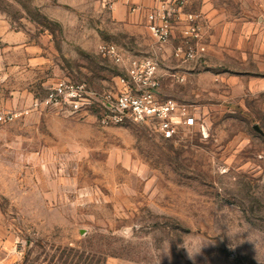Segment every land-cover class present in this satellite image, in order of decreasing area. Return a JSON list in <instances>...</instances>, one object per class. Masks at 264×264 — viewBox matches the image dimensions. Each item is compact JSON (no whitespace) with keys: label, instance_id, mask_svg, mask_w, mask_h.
<instances>
[{"label":"rangeland","instance_id":"rangeland-1","mask_svg":"<svg viewBox=\"0 0 264 264\" xmlns=\"http://www.w3.org/2000/svg\"><path fill=\"white\" fill-rule=\"evenodd\" d=\"M118 2L0 0L46 58L32 98L59 78L113 90L124 70L100 53L113 43L156 56L162 98L197 125L166 140L48 107L0 125V264H264V29L199 67L175 56L182 34L162 47L145 19L115 17ZM245 2L264 15V0ZM4 95L11 108L32 99Z\"/></svg>","mask_w":264,"mask_h":264},{"label":"built area","instance_id":"built-area-1","mask_svg":"<svg viewBox=\"0 0 264 264\" xmlns=\"http://www.w3.org/2000/svg\"><path fill=\"white\" fill-rule=\"evenodd\" d=\"M188 0H158L146 11L152 37L160 45L167 44L173 28ZM132 10H142L133 6ZM198 15L187 14V26L182 31L183 44L175 50L182 62H191L203 56L206 46L201 42L197 24ZM100 53L124 70L113 90L98 91L85 81L59 78L48 84L41 98H32L27 106L11 108L0 91V125L22 119L43 107L62 114H88L96 109L95 117L101 125L121 124L127 121L152 126L166 140L179 136L183 128L197 125L190 106L161 96V70L156 56L143 58L125 54L116 44L107 43ZM184 77H181V80Z\"/></svg>","mask_w":264,"mask_h":264},{"label":"crops","instance_id":"crops-1","mask_svg":"<svg viewBox=\"0 0 264 264\" xmlns=\"http://www.w3.org/2000/svg\"><path fill=\"white\" fill-rule=\"evenodd\" d=\"M245 3V0H191L175 23L171 40L163 47L177 44L184 29H181L180 24L187 22V14H196L201 42L206 46V52L201 59L191 62H197L199 67L210 64L213 61L212 54L217 51L228 52L235 43H241L242 38L250 36L254 28L264 29V15L252 18L243 8ZM156 4L157 0H119L114 7L115 17L118 20L148 21L146 11ZM235 5L239 6L240 15L237 18L233 9H229ZM133 6L142 7V11L132 10ZM45 61L41 47L30 40L25 31L17 29L6 19H0V91L3 99L4 90L9 89L14 96H19L21 102L27 104L35 96V86L42 77Z\"/></svg>","mask_w":264,"mask_h":264},{"label":"water","instance_id":"water-1","mask_svg":"<svg viewBox=\"0 0 264 264\" xmlns=\"http://www.w3.org/2000/svg\"><path fill=\"white\" fill-rule=\"evenodd\" d=\"M255 128H258V126H257V125H255Z\"/></svg>","mask_w":264,"mask_h":264}]
</instances>
